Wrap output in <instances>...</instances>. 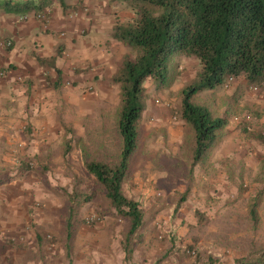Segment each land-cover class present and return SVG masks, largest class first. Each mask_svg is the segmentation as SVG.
Instances as JSON below:
<instances>
[{"label": "rangeland", "instance_id": "1", "mask_svg": "<svg viewBox=\"0 0 264 264\" xmlns=\"http://www.w3.org/2000/svg\"><path fill=\"white\" fill-rule=\"evenodd\" d=\"M46 2L61 6L56 31L51 11L47 32L36 18L46 9L14 20L25 32L37 24L33 30L51 36L49 43L24 44L25 53L8 65L15 41L0 36L12 42L0 49V264H264V141L258 139L264 136V87L255 91L244 77L228 78L196 97L228 126L195 164L179 92L194 81L200 62L177 57L164 88L147 80L138 147L123 185L125 195L140 202L146 223L125 261L127 222L85 163L119 162L120 87L111 78L131 51L113 34L90 39L91 29L76 25L78 9ZM105 2L117 25L135 20L125 3ZM82 10L92 15L89 7ZM53 65L61 71L59 88ZM260 191L255 223L249 209ZM77 196L89 200L80 203L68 241Z\"/></svg>", "mask_w": 264, "mask_h": 264}, {"label": "trees", "instance_id": "2", "mask_svg": "<svg viewBox=\"0 0 264 264\" xmlns=\"http://www.w3.org/2000/svg\"><path fill=\"white\" fill-rule=\"evenodd\" d=\"M64 4V0H61ZM118 1V0H117ZM136 15L132 23L115 26L113 37L131 53L125 55L112 84L120 87L117 108V130L122 146L119 162L107 165L92 160L85 163L86 171L102 186L118 217L127 222L128 229L121 242L125 261L133 257L135 246L143 238L145 215L140 202L123 191L132 157L138 147L139 127L143 116L145 83L153 79L164 88L169 83L170 67L177 57L195 58L201 70L194 81L180 90V119L193 131L195 164L208 154L228 126L223 116L210 107L196 102V97L222 86L228 78L244 77L256 88L264 87V0H119ZM49 6H24L15 0H0V12L21 14L41 11ZM61 84V71L52 66ZM264 141V136H259ZM71 146L68 144L67 150ZM260 191L249 212L258 221ZM73 197L68 220L67 239L73 233L80 200ZM185 197L182 198L184 202ZM70 250V245H67ZM236 264H263V260Z\"/></svg>", "mask_w": 264, "mask_h": 264}, {"label": "crops", "instance_id": "3", "mask_svg": "<svg viewBox=\"0 0 264 264\" xmlns=\"http://www.w3.org/2000/svg\"><path fill=\"white\" fill-rule=\"evenodd\" d=\"M18 4H22L25 7L31 6L33 4H37V0H15ZM42 1H50V0H42ZM106 0H64L65 7H71L72 9H78V17L80 19L77 20L76 25L79 27H84L85 29H91L90 39H105L107 36L113 34L114 27L117 26L116 19L112 18L108 15V11H110V7L105 2ZM107 3V4H106ZM61 7V6H59ZM57 6L46 7V11H51L54 16L53 20V28L51 31H56L59 27L57 23V16L61 14V9ZM89 7L92 15L83 16L82 8ZM33 11L27 12V14H31ZM19 14H6L0 12V36L8 37V39H12L15 41L16 48L14 51L8 54V57L12 59L9 60L8 65L13 61H16V57L23 55L25 53L22 48L26 43H34L35 41H41L42 46L46 45L51 41V36L48 35H38L33 29L38 27L37 24L34 23L35 20L30 19L29 22L34 23L31 29H28L27 32L24 31L23 27L16 25L14 17ZM77 29V28H76ZM110 30V31H109ZM48 34V33H46ZM79 36V34H78ZM3 51V50H0ZM1 53V52H0Z\"/></svg>", "mask_w": 264, "mask_h": 264}, {"label": "built area", "instance_id": "4", "mask_svg": "<svg viewBox=\"0 0 264 264\" xmlns=\"http://www.w3.org/2000/svg\"><path fill=\"white\" fill-rule=\"evenodd\" d=\"M36 18L42 23V28L45 32L50 30V17H49V12L44 11L41 13H38L36 15ZM12 46V42L10 40H0V49H6V48H10ZM230 81H233L234 78H229ZM255 91L258 90V88H254Z\"/></svg>", "mask_w": 264, "mask_h": 264}]
</instances>
